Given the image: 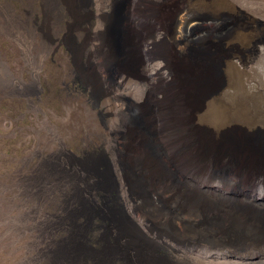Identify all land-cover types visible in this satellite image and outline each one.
Here are the masks:
<instances>
[{"label":"rangeland","instance_id":"obj_1","mask_svg":"<svg viewBox=\"0 0 264 264\" xmlns=\"http://www.w3.org/2000/svg\"><path fill=\"white\" fill-rule=\"evenodd\" d=\"M128 1L117 0L112 13L116 61L109 78L119 65L141 74L133 58ZM238 4L250 7L248 0ZM110 6L111 0H0V264H134L130 246L114 244L111 236L113 221L124 223L123 201L111 189L114 180L106 162L109 146L119 147L112 130L121 102L140 106L134 124L146 134L152 154L165 159L146 120L152 112L149 98L134 85L138 80L124 78L125 83L100 92L86 81L90 70L103 77L93 34L99 13H109ZM239 20H224L219 33ZM258 46L253 66L264 80V38ZM201 51L226 53L216 42L209 50L195 46L190 55ZM260 128L248 138L264 162V126ZM225 139L234 141L231 134ZM121 151L138 156L140 148ZM123 171L130 175L126 161ZM93 172L101 173L98 181ZM133 181L137 187L141 183L140 178ZM259 213L264 215V207ZM214 223L210 214L201 221L206 228ZM179 234L177 241L165 239L171 247L156 240L163 248L148 256L157 264H264L257 252L213 251L212 240ZM117 246L123 252L115 254Z\"/></svg>","mask_w":264,"mask_h":264},{"label":"bare ground","instance_id":"obj_2","mask_svg":"<svg viewBox=\"0 0 264 264\" xmlns=\"http://www.w3.org/2000/svg\"><path fill=\"white\" fill-rule=\"evenodd\" d=\"M238 1L129 0L132 57L141 74L119 65L110 78L109 67L116 61L111 23L117 0H111L109 13L98 15L93 39L99 42L95 48L103 77L89 69L86 81L100 92L125 83L124 78L138 80L135 87L147 94L152 107L147 123L166 161L152 154L146 134L134 124L140 106L121 102L112 130L120 148L109 146L106 162L114 180L111 189L123 201L124 223L114 220L111 236L114 244L130 246L134 264H157L148 256L163 248L155 241L171 247L165 239L177 241L180 232L212 240L213 251L264 256V215L259 213L264 207V162L248 138L264 126V80L253 66L264 38V0H248L249 8ZM236 18L238 23L219 33L224 20ZM216 42L223 44L225 54L190 55L193 47L209 50ZM227 134L234 141H227ZM131 145L140 148L138 156L121 151ZM124 161L130 175L123 171ZM100 174L93 178L98 181ZM134 178L141 179L138 187ZM209 214L215 223L206 228L201 221ZM139 240L143 248L136 245ZM120 246L115 254L123 252Z\"/></svg>","mask_w":264,"mask_h":264}]
</instances>
